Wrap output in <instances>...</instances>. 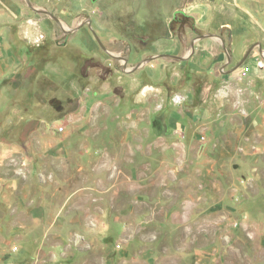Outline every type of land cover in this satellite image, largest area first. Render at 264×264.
Listing matches in <instances>:
<instances>
[{
    "label": "rangeland",
    "instance_id": "obj_1",
    "mask_svg": "<svg viewBox=\"0 0 264 264\" xmlns=\"http://www.w3.org/2000/svg\"><path fill=\"white\" fill-rule=\"evenodd\" d=\"M232 4L0 0V264H186L173 250L196 236L223 249L226 261L212 264H253L256 219L242 218L240 197L264 201V149L254 148L264 145V22L236 20ZM206 31L227 55L247 37L237 59L252 66L248 79L208 63L212 78L245 88H194L209 76L191 62V38ZM55 141L64 153L36 152ZM203 161L220 203L198 204L178 218L191 228L176 229L167 213L202 190Z\"/></svg>",
    "mask_w": 264,
    "mask_h": 264
},
{
    "label": "crops",
    "instance_id": "obj_2",
    "mask_svg": "<svg viewBox=\"0 0 264 264\" xmlns=\"http://www.w3.org/2000/svg\"><path fill=\"white\" fill-rule=\"evenodd\" d=\"M231 2L233 3V7H232V11L234 12L235 16H236V20H239L240 17H238V14L240 13V15H242L243 13H246L248 15V17H246V24H252L254 21L253 20H257L256 18H258L259 15H261V19L264 22V13L262 14L260 11L264 10V0H231ZM237 9V11L235 10ZM236 11V12H235ZM238 12V14H237ZM245 19V18H244ZM207 33H202L199 34L198 36H194V38L192 39V42L190 43V46L193 48L194 47V59L191 60L192 63L196 64L198 63V65L200 66H206V68L203 70L205 71V73H207V76H209V78L207 79H202V80H197L194 84V88L197 87H205V88H209V89H237V88H245L246 87V83L242 82L239 85L230 83V82H223L217 79H214L212 77H214L213 72H214V66L216 65V62H220V66H222L224 69L222 70L223 72H230V78L234 81H240V80H246L248 79V77L250 76V73L252 72V66L249 65H244V64H240V62L242 61L241 59H237L239 58V56L241 54L244 53V51H246V43L245 41H247V37L244 40V45L242 50L240 51V54L237 52L236 48L234 49L232 46V52L230 54L229 52V57L226 53H222V51L220 50V43L217 41L216 36H218V34H216L215 32H210V31H206ZM233 38V36H232ZM231 38V39H232ZM177 41V40H176ZM233 45V43H232ZM174 49H175V53L177 52V54H184L185 52V43L184 42H175L174 43ZM261 50V47L259 45V51ZM237 56V57H236ZM233 57H236L235 59H233ZM212 59L214 66L209 65V60ZM238 60V61H237ZM241 60V61H240ZM232 61V63H231ZM235 62V63H234ZM252 63V61H250ZM232 64L231 66L233 67L231 70H229L231 67L229 66V64ZM253 64V63H252ZM251 64V65H252ZM243 66H248L250 68V72H248L246 75H241V69ZM230 67V68H229ZM211 75V76H210ZM249 84H252L253 81L248 82ZM192 84L187 83L186 85L184 84V87H191ZM185 91V90H183ZM234 92V91H233ZM179 93V92H178ZM235 93V92H234ZM183 94L186 96H183ZM182 96L184 97L183 100L184 102L188 101L187 97L190 95L189 93H187V91L185 93H183ZM238 95H240L239 91L237 92ZM173 96V95H172ZM189 97H192L191 95ZM197 97V100L196 98ZM194 103L197 104L196 107H201L202 109H209L210 105H208L209 103L206 101H203L204 98H200L199 96H195L194 95ZM187 99V100H186ZM202 100V101H201ZM190 101H193L192 99H190ZM201 104V106L199 105ZM196 110V109H195ZM197 112L191 113V112H187L186 118L187 119H198V115L200 114H196ZM205 116V115H204ZM262 125V124H261ZM24 132V131H23ZM41 132V131H40ZM243 134H248V132L242 131ZM52 133L49 131H42L41 136H45L46 140L52 139ZM200 138H203L202 136H200ZM200 138L198 136L197 133H194V146H196L199 142H200ZM252 146H248L246 147L245 152L249 151L250 148ZM37 150L36 152L39 154V152H44V154H46V156H48L49 153L51 152H58V151H63L65 148L63 147H59L57 146V143L55 141V143H45V145H38V147H36ZM255 151L261 152L264 149V145H263V140H260L258 144H256L254 146ZM52 156V155H49ZM202 170L201 173L202 177L204 176V179H201V183H200V187H202V190L200 191V189H195L197 188L196 186H194V189H192V193L194 194L188 197H184L181 199L180 203L177 206H174L168 213L167 216L171 221V224L173 226L176 227V229L179 228H183L182 230H186V229H190L191 226H187L185 225V222H180L178 220L179 217H185L184 219L187 220L188 217H191L192 215V211L194 210V207H196L198 204L202 207H200V209L203 208V206L210 204L211 202L214 203H220V195L216 192H218V190H215L213 188H216L218 186V183H216L215 181H213L212 179L213 177V169L212 167H209L208 162H202ZM107 168L105 167V170ZM114 169V172H113ZM119 169L118 167H111V176H113L114 174H118ZM106 172H104V176H105ZM106 177V176H105ZM113 178V177H112ZM115 181V180H114ZM113 180H110L111 183H114ZM245 185H250V181H244ZM212 189L213 192H209V190ZM248 189V187H247ZM209 193H211L212 195L210 196ZM190 197V198H189ZM138 198H142L141 196L137 197ZM241 200L243 201L242 205H243V210L241 211V215L242 218L245 220H248L250 215H255V224L251 229L248 230V232H246L247 235L254 233L255 236V240L250 241L249 242V246L254 247V258L255 260L252 261L253 264H264V201L259 202L260 198V194H258V192L255 193H251L248 190H246L244 192V194L242 195V197H240ZM203 200V201H202ZM184 202H190L191 206L190 209L188 208V204H187V209L186 206L184 205ZM254 204V205H253ZM253 205V206H252ZM38 208L37 206L35 207H30L27 211L26 214L29 215H37L38 214ZM182 217V218H183ZM252 225V224H250ZM245 228L247 227L246 225H242V227ZM194 228V227H193ZM259 235V239H256V236ZM205 237V235L203 236ZM152 238L155 239V237L153 236ZM258 240V241H257ZM171 244L173 245V247H175V241L173 239L170 240ZM186 243H190L185 247V249H178L175 247V249L173 250V253L179 255L182 259H186L185 263L186 264H212L214 263L216 260L220 261V262H224L225 260V255L223 254V249L216 252V245L214 244L213 241L210 242H205V243H199L198 242V237L196 236V239H192V240H187L185 241ZM223 246V245H221Z\"/></svg>",
    "mask_w": 264,
    "mask_h": 264
},
{
    "label": "built area",
    "instance_id": "obj_3",
    "mask_svg": "<svg viewBox=\"0 0 264 264\" xmlns=\"http://www.w3.org/2000/svg\"><path fill=\"white\" fill-rule=\"evenodd\" d=\"M248 72H250V68L248 66H243L241 69V75H246ZM62 129L61 127L59 128Z\"/></svg>",
    "mask_w": 264,
    "mask_h": 264
},
{
    "label": "water",
    "instance_id": "obj_4",
    "mask_svg": "<svg viewBox=\"0 0 264 264\" xmlns=\"http://www.w3.org/2000/svg\"><path fill=\"white\" fill-rule=\"evenodd\" d=\"M141 64H142V63L137 64V66H135V68H133V69L135 70V69L138 68Z\"/></svg>",
    "mask_w": 264,
    "mask_h": 264
}]
</instances>
